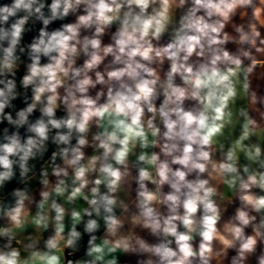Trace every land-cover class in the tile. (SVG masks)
<instances>
[{
    "label": "clouds",
    "instance_id": "obj_1",
    "mask_svg": "<svg viewBox=\"0 0 264 264\" xmlns=\"http://www.w3.org/2000/svg\"><path fill=\"white\" fill-rule=\"evenodd\" d=\"M0 264H264V0H0Z\"/></svg>",
    "mask_w": 264,
    "mask_h": 264
},
{
    "label": "crops",
    "instance_id": "obj_2",
    "mask_svg": "<svg viewBox=\"0 0 264 264\" xmlns=\"http://www.w3.org/2000/svg\"><path fill=\"white\" fill-rule=\"evenodd\" d=\"M230 211H231V209H230Z\"/></svg>",
    "mask_w": 264,
    "mask_h": 264
}]
</instances>
